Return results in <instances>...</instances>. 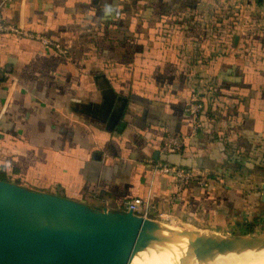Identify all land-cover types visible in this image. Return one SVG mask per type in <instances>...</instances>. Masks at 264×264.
<instances>
[{"label": "crops", "instance_id": "0c3cea01", "mask_svg": "<svg viewBox=\"0 0 264 264\" xmlns=\"http://www.w3.org/2000/svg\"><path fill=\"white\" fill-rule=\"evenodd\" d=\"M4 18L63 49L0 37L10 182L94 209L149 200L209 235L264 228V0H17ZM118 97L120 131L104 118ZM166 135L181 152L162 153ZM163 163L212 181L177 193Z\"/></svg>", "mask_w": 264, "mask_h": 264}, {"label": "water", "instance_id": "95a60500", "mask_svg": "<svg viewBox=\"0 0 264 264\" xmlns=\"http://www.w3.org/2000/svg\"><path fill=\"white\" fill-rule=\"evenodd\" d=\"M117 102L109 104L104 118L107 128L118 125L120 131L128 101L118 97ZM160 233L182 239L197 264L210 261L194 236L227 249L264 252V234H204L0 180V264H144L160 252Z\"/></svg>", "mask_w": 264, "mask_h": 264}, {"label": "built area", "instance_id": "2783aa9c", "mask_svg": "<svg viewBox=\"0 0 264 264\" xmlns=\"http://www.w3.org/2000/svg\"><path fill=\"white\" fill-rule=\"evenodd\" d=\"M16 1L17 0H0V37L14 35L38 39L44 44L52 46L63 52V49L58 44L52 43L49 39L40 35H36L30 31L23 30L6 22L4 18V10L7 6L13 4ZM185 112L189 116L196 118L203 112V104L198 100L197 97L194 96L187 102ZM183 147L184 142L180 137L166 135L162 142L161 151L165 155H170L181 152ZM153 168L156 172L168 174L173 177L174 186L177 193L182 192L184 188L191 185L207 187L212 181L211 178L204 173H200L193 169L173 166L167 163L155 164ZM124 211H130L139 217L154 219L170 224H173L176 221V219L170 214L159 213L158 209L151 201L141 198H135L133 200L127 201L124 206Z\"/></svg>", "mask_w": 264, "mask_h": 264}, {"label": "bare ground", "instance_id": "6f19581e", "mask_svg": "<svg viewBox=\"0 0 264 264\" xmlns=\"http://www.w3.org/2000/svg\"><path fill=\"white\" fill-rule=\"evenodd\" d=\"M157 238L162 244V248L157 254L149 255L144 264H197L174 235L160 233ZM193 240L206 253L205 256L210 264H264V256H259L264 252L244 248L227 249L219 244H211L204 238L200 243L199 238L193 237ZM247 255L252 257V261Z\"/></svg>", "mask_w": 264, "mask_h": 264}, {"label": "rangeland", "instance_id": "374dc122", "mask_svg": "<svg viewBox=\"0 0 264 264\" xmlns=\"http://www.w3.org/2000/svg\"><path fill=\"white\" fill-rule=\"evenodd\" d=\"M31 190H33V189H31ZM166 223V222H165ZM177 222L175 221L172 225L173 226H177V227H180L181 226V224L180 223H178V224H176ZM170 224V223H169ZM180 228H183V229H187V228H185V227H180ZM187 230H189V229H187ZM197 232V231H196ZM200 233H204V234H206L207 232H201V231H199ZM208 234V233H207ZM253 234H264V228H261V229H257V230H255L254 231V233ZM176 237V236H175ZM194 237H196V238H199V243H200V241L202 240V238L203 237H199V236H194ZM176 239H178V241H180V244L182 245V247L186 250V248L184 247V243H183V241L182 240H180V238H177L176 237ZM203 246V245H202ZM183 249V251L185 252V250ZM204 254H206L205 252H203ZM248 257H249V259L252 261V257L251 256H249V255H247ZM259 256L261 257V256H264V254H259ZM247 257V258H248Z\"/></svg>", "mask_w": 264, "mask_h": 264}, {"label": "trees", "instance_id": "16d2710c", "mask_svg": "<svg viewBox=\"0 0 264 264\" xmlns=\"http://www.w3.org/2000/svg\"><path fill=\"white\" fill-rule=\"evenodd\" d=\"M200 101V100H199ZM201 102V101H200ZM0 180L1 181H6V182H10L9 181V179L5 176V175H2L1 173H0ZM16 184V183H15ZM248 232H249V234L250 233H254V230L252 229V228H250V229H248Z\"/></svg>", "mask_w": 264, "mask_h": 264}]
</instances>
